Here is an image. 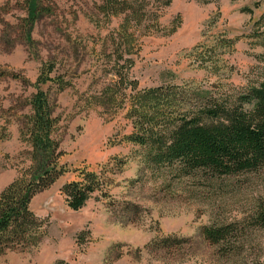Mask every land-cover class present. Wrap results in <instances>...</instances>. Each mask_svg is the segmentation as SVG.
I'll list each match as a JSON object with an SVG mask.
<instances>
[{
	"label": "rangeland",
	"instance_id": "374dc122",
	"mask_svg": "<svg viewBox=\"0 0 264 264\" xmlns=\"http://www.w3.org/2000/svg\"><path fill=\"white\" fill-rule=\"evenodd\" d=\"M24 1L0 0V71L16 76L0 77V133L7 135L0 141V192L26 156L18 130L45 64L70 83L62 92L41 87L59 120L60 162L70 170L82 165L97 170L113 158L126 164L112 168L109 188L79 211L69 210L59 192L72 173L34 196L30 209L45 220L47 235L34 249L0 256V264H264V228L250 224L264 211V169L223 178L180 177L171 168L147 164V149L121 142L131 131L124 119L81 110L87 96L112 79L103 72L100 53L115 21L107 27L92 0H45L28 29ZM177 15L182 24L173 35L142 39L130 72L139 89L176 86L196 109L203 91L234 99L264 81L257 35L264 30V0H172L161 22ZM219 38L231 42L213 51ZM231 223L245 228L234 251L201 237L203 227ZM167 238L180 244L165 247Z\"/></svg>",
	"mask_w": 264,
	"mask_h": 264
},
{
	"label": "trees",
	"instance_id": "16d2710c",
	"mask_svg": "<svg viewBox=\"0 0 264 264\" xmlns=\"http://www.w3.org/2000/svg\"><path fill=\"white\" fill-rule=\"evenodd\" d=\"M92 1L107 27L115 21L113 28H107L100 53L107 68L103 72L112 79L90 93L81 110H96L101 117L109 114L111 120L124 119L131 131L121 142L147 149L143 157L147 164L171 168L180 177L202 173L208 178H223L264 169V81L250 85L234 99L224 95L216 98L214 93L203 91L196 109L187 106L185 93L176 86L139 89L130 72L141 52L142 39L171 36L182 24L180 15L168 24L161 22L172 0ZM44 3L45 0L24 1L28 29L44 11ZM257 35L264 49V30ZM228 42L231 41L219 38L213 43V51L229 46ZM5 75L15 76L0 71V77ZM47 84L59 92L70 86L64 78L54 75L53 65L41 66L34 93L26 101L29 114L18 130L19 140L27 147L26 156L16 166L17 176L0 192V256L34 249L45 239L46 222L30 209L38 193L72 173L73 178L59 192L67 208L76 212L95 193L102 194L109 188L112 168L126 164L124 159L113 158L97 170L85 165L70 170L60 162L64 152L56 138L59 120L47 92L41 88ZM6 137L0 133V141ZM250 224L264 228V211H257ZM244 231V226L231 223L203 227L200 234L210 245L221 246L229 253L236 250L234 241ZM171 242L180 244L175 239L162 241L165 247L173 246Z\"/></svg>",
	"mask_w": 264,
	"mask_h": 264
}]
</instances>
